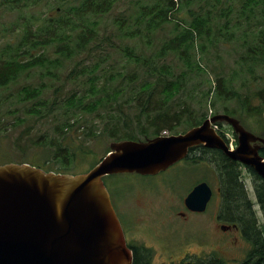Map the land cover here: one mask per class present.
<instances>
[{
    "label": "rangeland",
    "instance_id": "obj_1",
    "mask_svg": "<svg viewBox=\"0 0 264 264\" xmlns=\"http://www.w3.org/2000/svg\"><path fill=\"white\" fill-rule=\"evenodd\" d=\"M151 1L119 0L111 11L103 16L95 17L98 21L96 37L86 43L85 48L80 49L71 58L60 57L56 54V44H49L40 50L36 48L30 51L32 55H39L43 52L50 58L57 57L61 63L57 64L56 68L53 67L51 71L41 67L32 68L23 72L15 82L0 88V164L26 162L47 169L48 165L45 166L43 161L47 158L46 156L52 155V148L48 146L47 142L43 145L38 142L44 143L45 140L54 137V127L62 121L61 114L66 108L60 100V104L56 105L46 118L31 114L27 109L31 106L32 101L19 100V92L22 87L44 84L46 89L43 98L45 97L47 101L52 98V90L59 87L62 89L60 99H64L66 90L76 89L81 92L83 88L87 87L85 81L92 73L89 70L96 64L99 67L92 74L98 76V85H103L107 92L120 87L117 102H120L125 113L124 116L118 117L117 111H107L109 109L107 106L101 107L98 112H84L81 115L73 127L76 134L82 136L85 134L86 137L76 138L73 131L66 138L65 143H70L77 154H80V149H83L85 153L75 158V164L67 170L68 173L76 174L87 171L109 150V144L113 139L106 135L89 137L86 134L90 129L96 134L98 129L112 127L110 123L102 120L98 113L105 118L109 117V114H113L115 118L119 119L123 116L118 128L123 129L128 126L125 127V131L130 136L140 138V123L135 124V122L143 118L129 106L127 99L133 92L140 90L141 83L149 77L145 66L127 62L123 48L131 47L137 54L149 59L159 49L162 42L172 36L173 24L167 23L152 34L144 33L142 36L127 38L118 31L116 20L123 18V24L129 25L131 20L128 16L139 10L142 4L151 3ZM221 2L218 8L231 5L234 9L231 19L233 22L238 21L240 19L237 16L238 0H221ZM52 6L56 7L57 12L60 11L56 5L46 4L44 0L40 1V5L23 8L21 11L11 10L7 6L0 5V46L6 41L12 42V45L17 44L26 18L30 19L32 29L35 31L38 27L37 24L43 22L44 17L58 16L56 11L51 9ZM32 16L38 18L33 19ZM184 16L185 10H181L176 14L175 20L184 25L182 20H178L179 17L183 18ZM261 19L262 9L257 8L252 14L251 24L248 26L246 22H243V28L247 29L250 35L256 30L254 23ZM241 30H235L232 40H218L213 44L209 43L206 51L200 52V56L198 54L195 56V60L200 62V66L204 70L201 75L196 74L195 71L187 70L174 53L156 61V66L161 63L170 65L174 73L182 70L188 73L184 89L173 99L174 104L177 103L186 110L185 116H179L184 118V121L179 122L172 130L173 132L189 128L187 127L188 111H192V113L194 111L193 120L198 119L201 113L208 117L210 113L227 112L237 117L238 120L240 119L244 128L251 133L259 134L262 131V122L258 113L249 111L253 105H259L263 100L260 95L264 93V65L245 59L246 50L242 42L244 38ZM37 31L45 35L50 33L45 29ZM57 31L62 32V30ZM63 31L68 33L67 30ZM76 31L78 28L69 35L70 38L67 37L68 43L72 47H75ZM247 41L254 42V37L250 35ZM76 50L78 49L76 48ZM73 67H77L78 72L70 74ZM118 71L124 75L123 79H120ZM128 73H136L135 80L129 81ZM218 75L223 76L227 88L233 92V99L221 100L217 98L214 87ZM207 88L210 89V93L206 98ZM243 99L249 104L246 103L245 106H242L241 100ZM53 117L58 120L54 121ZM226 125L221 127L224 131H228ZM211 167L212 169L209 168L208 171L204 165L196 167L185 161L180 166L174 165V167L154 176L115 174L104 177L103 181L110 189L119 214L123 215L122 213L125 212L127 218L130 215L137 217L136 222L132 221L131 226L124 231L126 240L149 246L152 249V264H178L177 261L187 255L204 256L211 252H217L227 261H238L244 258L250 248V243L242 237L240 231L233 230L228 234L222 233L219 225L226 223L221 221L216 223L214 220L220 207V199L216 193L210 199L204 213H190L185 216L178 214L179 211H184L183 198L196 181H200V179L209 181V185L215 189L218 175L215 166L211 165ZM241 178L250 199L255 203L258 221L262 223L264 217L256 204L253 188L254 178L245 169L241 170ZM226 237L228 243H225Z\"/></svg>",
    "mask_w": 264,
    "mask_h": 264
},
{
    "label": "trees",
    "instance_id": "obj_2",
    "mask_svg": "<svg viewBox=\"0 0 264 264\" xmlns=\"http://www.w3.org/2000/svg\"><path fill=\"white\" fill-rule=\"evenodd\" d=\"M40 1L42 0H0V5L7 6L11 10L21 11L23 8L40 5ZM44 1L46 4L56 5L60 9L57 12L56 7H51L58 16L44 17L43 22L37 24L38 27L35 31L32 29L33 26L30 19L26 18L17 44L12 45V42L8 41L1 44L0 88L15 82L23 72L32 68L41 67L51 71L53 67L56 68V65L61 63L57 57L50 58L43 52L39 55H32L30 54L32 49L38 48L40 50L46 45L56 44L55 53L64 58H71L80 49L83 50L86 43L97 35L96 27L98 21L95 17L103 16L111 11L119 0ZM176 1L179 5H177ZM176 1L152 0L151 3L142 4L139 10L128 16L131 20L129 25L123 24V18L116 20L118 31L122 32V35L127 38L142 36L144 33L146 35L152 34L167 23L173 24L172 36L163 41L159 49L149 59L143 58L131 47L125 46L123 48L127 62H135L145 66L149 77L141 83L140 90L133 92L127 99L129 106L134 108L136 113L141 114V116H148L142 129L139 130L140 135L142 132H147L149 127L159 128L163 126L174 129L179 122L184 121V118L179 116H185L186 110L184 107H180L179 104H174L173 99L184 89L188 73L183 70L174 73L170 65L161 63L156 66V61L164 59L170 53H174L183 62L187 70L195 71L198 75L203 74V67L200 66V62L195 60V56L199 55L200 52L206 51L209 43L213 44V42L218 40H232L235 30H241L244 27L243 22H246L248 26L251 24L252 14L257 8L262 9V19L254 23L256 30L250 34L251 37H254V42L247 41L250 35L248 30L244 28L241 30L244 38L242 42L246 50L245 59L264 65V0H238L237 16L240 19L236 22L231 19V13L234 10L231 5L218 8L222 3L221 0ZM181 10H185V16L183 18L179 17L178 20H182L184 25L175 20L177 18L176 14L181 12ZM32 18L38 17L32 16ZM77 28L78 31L75 32L77 34L75 47H72L68 43L67 37L70 38L69 35ZM41 29L50 31V33L47 35L38 33L37 30ZM57 30H62V32ZM63 30H67L68 33L66 34ZM5 38L7 39L8 37ZM97 67H99L98 64L94 65L89 71L95 73L94 71ZM77 72V67H73L70 74ZM119 72L117 74L120 79H123L124 75ZM92 73L85 81L87 82V87L83 88L81 92L76 91V89L66 90L64 99H60L62 89L55 87L51 92V100L47 101L45 97L43 98V93L46 89L44 84L24 86L19 92L20 101H32L27 111L39 117L46 118L49 116L53 108L60 104V100L66 106L61 114L63 117L62 121L58 125H56L57 122L55 123L54 137L47 141L45 140L44 143L38 142L40 145L47 142L48 146L52 148V155L46 156L47 158L43 161L45 166L48 165V168L45 169L47 171L68 172L67 170L75 164V158L85 153L83 149H80V154H77V151L70 146V143H65L71 132L74 131V134H76L73 126L79 121L84 112H98L101 107L108 106L109 109L107 111L113 112V110H116L118 117L125 113L119 104L120 102H117V97L121 90L120 87L114 88V91L110 90L109 92L112 93H109L103 85H98V76ZM127 76L128 80L132 82L136 78V73H128ZM214 90L217 98L221 100L234 98L233 92L227 88L226 81L222 75L216 77ZM209 93L210 89L207 88L206 98ZM260 96L263 99L264 93ZM89 98L90 100H88ZM241 101L244 106L246 103L249 104L245 99ZM262 107L263 103L261 101L259 106H252L249 111L250 113H258L261 122ZM188 113L189 122L187 127L200 124L207 117V115L203 116L201 113L198 119L193 120L194 111L193 113L188 111ZM99 114L98 116L110 123L112 127L110 129L105 127L102 130L98 129L96 134L90 129L86 133L87 136L98 137L106 135L113 140L136 138V136H130L125 131V127L128 126L122 127L123 129L118 128L124 115L119 119L115 118L113 114H109L107 118ZM53 119H55L54 121L58 120L55 117ZM139 123H141V119L135 122V124ZM95 128L98 127L95 126ZM75 136L76 138L86 137L85 134L83 136L76 134ZM210 158L214 162L213 165L216 168L218 181H220L221 205L219 217L223 222L237 224L243 238L250 243V248L244 258L238 261H227L217 252H211L204 256L188 255L178 264H264V222L258 221L256 213L251 207L252 201L248 199L242 183L239 181L238 166L230 159L225 160L223 157H219L217 153H214ZM254 185L256 202L264 217V179L257 176ZM151 251L143 247L140 250L134 249V252H132V264H152Z\"/></svg>",
    "mask_w": 264,
    "mask_h": 264
},
{
    "label": "water",
    "instance_id": "obj_3",
    "mask_svg": "<svg viewBox=\"0 0 264 264\" xmlns=\"http://www.w3.org/2000/svg\"><path fill=\"white\" fill-rule=\"evenodd\" d=\"M218 121L237 135L234 150L227 149L211 126ZM257 140L264 143L238 119L221 113L184 133L112 141L110 151L83 173L0 164V264H131L132 252L103 177L156 175L184 158L188 148L202 144L220 149L264 178V161L251 149ZM211 195V188L201 182L186 194L185 206L204 211Z\"/></svg>",
    "mask_w": 264,
    "mask_h": 264
},
{
    "label": "flooded vegetation",
    "instance_id": "obj_4",
    "mask_svg": "<svg viewBox=\"0 0 264 264\" xmlns=\"http://www.w3.org/2000/svg\"><path fill=\"white\" fill-rule=\"evenodd\" d=\"M262 103H264V97H263V100H262ZM257 106H259V105H254V107H257ZM226 113V112H225ZM261 113H262V111H261ZM214 114H216V113H211V115H214ZM233 116V115H232ZM146 117H148V116H145V115H143L142 116V118L143 119H141V123H140V125H139V130H141L142 129V126L144 125V123H145V119H147ZM237 118V117H236ZM239 121L241 122V120L239 119ZM260 122V121H259ZM261 124V123H260ZM219 126V129H217V132L220 134V135H223V133L225 132L221 127L222 126H224L225 124L224 123H222V122H219V124H218ZM226 126H228L226 129L229 131V132H233L232 131V128H231V126H229V125H226ZM262 126V125H261ZM161 128V129H160ZM263 128V127H262ZM189 128H187V129H185V130H183V131H172L173 130V128H168V127H159V128H157V127H149V129L147 130V132H142V134L140 135V138L139 137H136L135 139H132V140H145V139H147V138H152V137H156V136H168V135H175V134H180V133H184L185 131H187ZM233 134V133H232ZM255 135H257V136H259V137H261V138H264V129H262V131H260V133L259 134H255ZM235 139H236V141H237V138L235 137ZM223 141H224V138H223ZM225 142V141H224ZM251 149L252 150H254V151H256V153L258 154V156H260L261 157V160L262 161H264V143L262 142V141H260V140H257V141H255V142H251ZM214 153H217L218 155H219V157H223L225 160H227V159H230L232 162H234L237 166H238V168H239V181L242 183V187H243V189L245 190V192H246V195H247V197H248V199H250V197H249V193H248V190L246 189V187H245V185H244V181L242 180V178H241V170H243V169H245V170H248L251 174H252V176H253V181L255 182L256 181V178H257V176H259L256 172H254V170L250 167V166H248V165H245V164H243V163H241L240 161H237V160H233V159H231V158H229L228 156H226L220 149H218V148H209V147H206V146H204V145H202V144H198V145H195V146H192V147H190V148H188V151H187V154H186V156L184 157V158H182L181 160H179V161H177L176 163H174L172 166L174 167V165L176 166V165H178V166H180V165H182L183 164V162H187V163H190V164H192V165H195L196 167L197 166H205L206 167V169L209 171V168L210 169H212V167H211V165H213V160L210 158L211 156H213V154ZM172 166H170V167H172ZM169 167V168H170ZM169 168H167V169H169ZM166 169V170H167ZM165 170V171H166ZM162 172H164V171H162ZM161 173V172H160ZM159 174V173H158ZM158 174H156V175H158ZM257 175V176H256ZM143 177V176H142ZM144 177H146V176H144ZM260 177V176H259ZM217 178H218V176H217ZM264 179V178H263ZM218 180V179H217ZM201 182H205L210 188H211V190H212V195H211V198L215 195V193L218 195V197H219V199H220V205H221V189H220V181H215V183H216V187H215V189H213V187L211 186V185H209V181H205V180H201L200 179V181H196L194 184H193V186L190 188V190L195 186V185H197V184H199V183H201ZM105 183V182H104ZM105 185H106V183H105ZM254 185V184H253ZM255 186V185H254ZM254 186H253V188H254ZM106 187H107V185H106ZM107 189H108V191H109V193H110V197H111V202H112V204H113V207H114V209H115V211H116V213H117V215H118V217H119V220H120V222H121V225H122V227H123V230L125 231L126 230V228L128 229L130 226H131V223H132V221H135L136 222V220H137V217H136V219H135V217L133 216V215H130V217L128 216V218L126 217V215H125V212L124 213H122L123 215H120L119 214V212H118V210H117V208L115 207V203H114V201H113V198H112V196H111V192H110V189L107 187ZM189 190V191H190ZM188 191V192H189ZM187 192V193H188ZM254 193H255V188H254ZM186 196V195H185ZM255 196H256V194H255ZM185 198V197H184ZM184 198H183V201H182V206L184 207V211H179L178 212V214H180L181 216H185L186 214H190V213H195V214H198V213H204L206 210H207V207H208V203H209V201H208V203H207V205H206V208H205V210L204 211H201V212H195V211H191V210H189V209H187V207L185 206V203H184ZM210 198V199H211ZM251 200V199H250ZM252 201V200H251ZM254 202L252 201V204H251V207H252V209L255 211V207H254ZM256 204H257V202H256ZM258 205V204H257ZM259 206V205H258ZM220 208V207H219ZM255 213H256V211H255ZM215 220V222L216 223H219V221H221V222H223L221 219H220V217H219V209H218V211L216 212V218L214 219ZM226 223V222H225ZM219 227H220V229H221V231H222V233H226V234H228L229 232H232L233 230H237L238 232L240 231V233H241V235H242V232H241V230H240V228L238 227V225L237 224H229V223H226V224H220L219 225ZM233 228V229H232ZM125 233V232H124ZM240 235V236H241ZM227 237H228V235H226ZM225 238V243H228L227 241H228V238ZM243 237V236H242ZM125 238H126V236H125ZM126 242H127V245L129 246V248L131 249V251L132 252H134V249H137V250H140V248H145V249H150V250H152L149 246H147V245H144V244H141V243H137V242H133V241H127L126 240ZM132 255H133V253H132ZM188 256V255H187ZM187 256H185V257H187ZM185 257H182L181 259H179L178 261H177V263H179L180 261H182Z\"/></svg>",
    "mask_w": 264,
    "mask_h": 264
},
{
    "label": "built area",
    "instance_id": "obj_5",
    "mask_svg": "<svg viewBox=\"0 0 264 264\" xmlns=\"http://www.w3.org/2000/svg\"><path fill=\"white\" fill-rule=\"evenodd\" d=\"M229 145H230V147H232V139H231V141L229 142Z\"/></svg>",
    "mask_w": 264,
    "mask_h": 264
}]
</instances>
